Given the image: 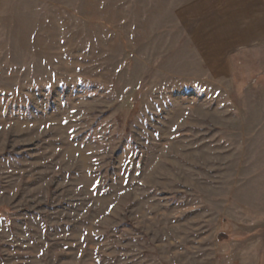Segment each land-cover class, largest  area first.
<instances>
[{
    "label": "rangeland",
    "instance_id": "1",
    "mask_svg": "<svg viewBox=\"0 0 264 264\" xmlns=\"http://www.w3.org/2000/svg\"><path fill=\"white\" fill-rule=\"evenodd\" d=\"M208 1L0 0V264H264V38Z\"/></svg>",
    "mask_w": 264,
    "mask_h": 264
},
{
    "label": "crops",
    "instance_id": "2",
    "mask_svg": "<svg viewBox=\"0 0 264 264\" xmlns=\"http://www.w3.org/2000/svg\"><path fill=\"white\" fill-rule=\"evenodd\" d=\"M217 5L216 0H209L200 9L211 12ZM225 21L229 47L234 48L235 44H243L255 36L264 38V0H226Z\"/></svg>",
    "mask_w": 264,
    "mask_h": 264
}]
</instances>
